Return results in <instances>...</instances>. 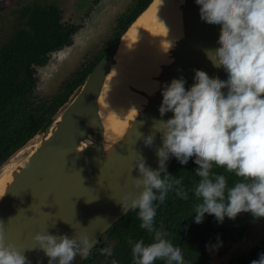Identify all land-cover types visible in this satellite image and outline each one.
I'll list each match as a JSON object with an SVG mask.
<instances>
[{
  "label": "clouds",
  "instance_id": "clouds-1",
  "mask_svg": "<svg viewBox=\"0 0 264 264\" xmlns=\"http://www.w3.org/2000/svg\"><path fill=\"white\" fill-rule=\"evenodd\" d=\"M195 3L200 6L202 21L221 26L219 46L203 51L215 68L226 72L227 79L210 77L199 69H194V83L189 89L183 77L173 79L164 86L159 107L161 117L168 112L172 117L154 120L149 135L140 132L138 139L146 147H153L156 134L162 146L156 148L158 169L150 168L141 155L135 159L140 175L132 176L131 182L137 191L126 192L117 201L125 213L138 209L140 228L154 234L152 243L146 245L140 240L132 245L133 264H154L157 260L185 264L182 249L154 226L155 202L164 203L173 190L178 197L188 199L182 178L168 173L166 161L170 156L182 165L194 158L199 166L195 174L200 179L193 190L200 201L194 207L195 223H203L205 214L213 215L221 224L225 217L235 220L242 213H250L254 220L264 218V0ZM116 71L113 68L110 74ZM214 166L234 174L237 181L229 186L224 174L213 172ZM32 240L38 247L23 248L9 242L0 220V264H30L24 252L36 249L44 252L49 264L57 260L58 264H72L77 255L87 257L96 244L87 232L70 238L46 230L37 232ZM221 246L222 242L207 245L209 251ZM100 252L112 255L110 247ZM111 264L118 261L113 259ZM251 264H264V253Z\"/></svg>",
  "mask_w": 264,
  "mask_h": 264
},
{
  "label": "water",
  "instance_id": "water-1",
  "mask_svg": "<svg viewBox=\"0 0 264 264\" xmlns=\"http://www.w3.org/2000/svg\"><path fill=\"white\" fill-rule=\"evenodd\" d=\"M151 4L100 60L78 94L56 117L50 129L43 133V136L52 134L51 138L42 142L39 148L26 157L29 162L19 175L0 214L9 242L23 248H32L35 245L32 236L37 232L48 230L52 235L66 234L70 238L87 232L96 241L88 257L99 246L107 231L130 212H123L117 201L126 192L137 191L131 182L132 176L140 175L138 168H135V159L141 155L150 168L158 169L156 148L162 146L159 134H156L153 147H146L143 140L138 138L140 132L151 134L154 120L172 117L171 112L164 117L160 116L159 107L163 96L142 130L114 158H103L104 146L100 139L93 146L78 150L94 122L100 126L99 99L106 79L108 81L107 76L120 41ZM220 27L201 20L200 31L186 44L184 56L172 68L173 79L183 77L186 89L194 83V69L203 70L210 77L227 79L226 72L222 68H215L203 51L205 48L214 49L219 46L217 41ZM103 95L105 98V88ZM53 128L52 133H49ZM174 160L175 157L170 156L166 167ZM97 217L100 218L95 219ZM24 255L30 264H49V258L41 250L25 251ZM87 257L77 255L74 259L76 262H73L82 264Z\"/></svg>",
  "mask_w": 264,
  "mask_h": 264
},
{
  "label": "trees",
  "instance_id": "trees-1",
  "mask_svg": "<svg viewBox=\"0 0 264 264\" xmlns=\"http://www.w3.org/2000/svg\"><path fill=\"white\" fill-rule=\"evenodd\" d=\"M152 1L138 0L135 9L125 13L113 36L112 46ZM17 20L11 37L0 46V167L31 139L50 129L61 110L81 90L89 74L102 59L98 58L89 68L76 72L56 95L40 99L36 95L37 68L46 66L53 53L71 47L73 37L81 26L63 23L61 11L54 5L33 4L23 7ZM198 167L194 158L186 165L175 158L167 168L169 174L182 178V187L188 199L178 197L173 190L168 193L164 203L155 202L158 207L154 226L166 232V239L182 249L185 264H212L210 258L203 257L204 248L209 254L207 245L217 241V237L229 235L238 220L242 219L244 224L243 233L254 218L250 213H242L235 220L225 217L220 228L222 224L213 215L205 214L203 223H195L194 207L200 202L193 191L200 179L195 174ZM213 172L224 174L229 186L238 179L224 168L214 166ZM138 211L130 210L108 230L104 236L105 242L87 257L84 264H111L113 259L118 264H133L132 245L140 240L147 245L154 239V234L140 228ZM225 220L232 225L226 226ZM110 243H114L112 255H102L100 249L108 247ZM261 253H264V248H255L228 264H251ZM154 264H166V261L157 260Z\"/></svg>",
  "mask_w": 264,
  "mask_h": 264
},
{
  "label": "bare ground",
  "instance_id": "bare-ground-1",
  "mask_svg": "<svg viewBox=\"0 0 264 264\" xmlns=\"http://www.w3.org/2000/svg\"><path fill=\"white\" fill-rule=\"evenodd\" d=\"M199 8L195 0H155L134 23L121 39L107 76L117 64L128 63L122 89L114 102L107 103L103 95L106 79L99 99L100 126L94 122L78 150L91 147L100 139L103 158L112 159L137 136L150 113L160 105L163 88L173 80L172 68L184 56L186 44L200 31ZM51 136H36L33 140L41 138L34 150ZM28 144L0 170V214L29 162L26 157L34 151L22 156Z\"/></svg>",
  "mask_w": 264,
  "mask_h": 264
},
{
  "label": "rangeland",
  "instance_id": "rangeland-1",
  "mask_svg": "<svg viewBox=\"0 0 264 264\" xmlns=\"http://www.w3.org/2000/svg\"><path fill=\"white\" fill-rule=\"evenodd\" d=\"M137 2L138 0H0V46L11 37L22 8L29 5H54L61 11L63 23L80 25L81 29L73 37V45L53 53L46 66L37 68L36 95L40 99L51 97L76 72L89 68L98 58L106 55L112 47L111 42L121 18L128 11L134 10ZM128 66L124 62L114 66L117 71L110 74L105 87L107 103L115 101V96L122 89L123 74ZM77 94L78 92L71 97L70 102ZM41 137L30 142L22 156L31 153ZM225 222L226 226L232 225L228 220ZM222 227L223 224L220 228ZM242 228L244 224L240 219L229 235L217 237L219 241L216 238L217 241L211 244L222 242V246L218 250L209 251V254L205 247L203 257L210 258L212 264H228L244 257L255 248H264V218L253 220L243 233ZM104 240L105 238L101 240L94 252L101 247ZM108 247L112 250L114 243H110Z\"/></svg>",
  "mask_w": 264,
  "mask_h": 264
}]
</instances>
